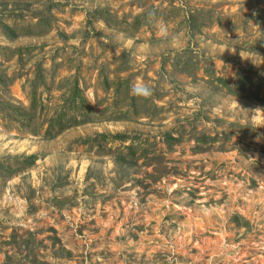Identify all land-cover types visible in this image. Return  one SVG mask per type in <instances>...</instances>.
Listing matches in <instances>:
<instances>
[{"label": "rangeland", "instance_id": "obj_1", "mask_svg": "<svg viewBox=\"0 0 264 264\" xmlns=\"http://www.w3.org/2000/svg\"><path fill=\"white\" fill-rule=\"evenodd\" d=\"M0 164V264H264V0H0Z\"/></svg>", "mask_w": 264, "mask_h": 264}, {"label": "trees", "instance_id": "obj_2", "mask_svg": "<svg viewBox=\"0 0 264 264\" xmlns=\"http://www.w3.org/2000/svg\"><path fill=\"white\" fill-rule=\"evenodd\" d=\"M3 27H4V29H6V30H8V31H13V29L11 28V27H9V26H7V25H3ZM14 32V31H13ZM13 35L12 36H15V33H12ZM31 110L32 109H34V107L33 106H31V108H30ZM22 113L23 114H25V115H27L28 113L26 112V111H22ZM66 126H68L67 124H65V123H60L59 124V129H58V131H61V130H63V128H65ZM52 127L51 126H49L47 129H46V131H45V134L48 136V137H52V136H54L55 135V133H53L52 131ZM101 136H107V135H101ZM128 135L127 134H115V135H111L110 137H112V138H114V139H120V140H124V139H127L128 137H127ZM169 139H172V141H174L175 142V139L174 138H169ZM29 158V159H28ZM26 160H29L28 161V165H30V164H32L33 163V160H34V156H30V157H28ZM16 159H19L18 157L16 158ZM16 170H18V168H13L12 166H10V165H1L0 164V171L2 172V173H0L1 175H3V176H9V175H12Z\"/></svg>", "mask_w": 264, "mask_h": 264}, {"label": "clouds", "instance_id": "obj_3", "mask_svg": "<svg viewBox=\"0 0 264 264\" xmlns=\"http://www.w3.org/2000/svg\"><path fill=\"white\" fill-rule=\"evenodd\" d=\"M131 92L133 95L142 98H149L152 95V90L144 83H136L132 86Z\"/></svg>", "mask_w": 264, "mask_h": 264}]
</instances>
